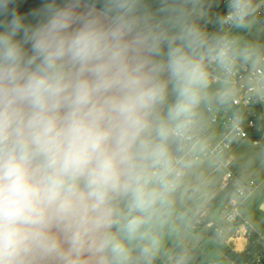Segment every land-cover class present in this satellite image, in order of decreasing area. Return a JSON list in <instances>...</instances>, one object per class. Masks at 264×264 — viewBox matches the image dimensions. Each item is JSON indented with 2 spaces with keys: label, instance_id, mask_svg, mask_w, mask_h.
<instances>
[{
  "label": "clouds",
  "instance_id": "clouds-1",
  "mask_svg": "<svg viewBox=\"0 0 264 264\" xmlns=\"http://www.w3.org/2000/svg\"><path fill=\"white\" fill-rule=\"evenodd\" d=\"M11 3L0 0V264H151L182 175L169 141L206 98L204 35L178 0ZM230 8L243 27L249 0Z\"/></svg>",
  "mask_w": 264,
  "mask_h": 264
},
{
  "label": "built area",
  "instance_id": "built-area-1",
  "mask_svg": "<svg viewBox=\"0 0 264 264\" xmlns=\"http://www.w3.org/2000/svg\"><path fill=\"white\" fill-rule=\"evenodd\" d=\"M231 2L223 1L220 44L201 62L207 80L219 76L228 82V89L225 93L219 89L213 102L205 101L183 133L175 136L179 148L173 159L182 173L180 181L191 164L214 160L217 167L225 169L221 192L231 189V193L245 200L264 185V178L257 180L238 174L232 157L239 141L251 140L253 134L264 131V38L257 41L252 37L253 31H264V23L259 20L264 16V0H249L250 14L243 27L227 19ZM214 27L212 18L205 17L202 34L209 36ZM221 52L223 63L217 58ZM228 104L239 111L226 110ZM230 196L220 213V221L212 219L210 212L206 225L223 238L228 250L243 256L230 258L231 264H264V234L249 224L240 203L228 208Z\"/></svg>",
  "mask_w": 264,
  "mask_h": 264
},
{
  "label": "rangeland",
  "instance_id": "rangeland-1",
  "mask_svg": "<svg viewBox=\"0 0 264 264\" xmlns=\"http://www.w3.org/2000/svg\"><path fill=\"white\" fill-rule=\"evenodd\" d=\"M252 37L258 41V38H264V31L260 33L253 31ZM228 85L225 79L213 77L212 81H208L206 98L203 101L213 102L219 89L225 93ZM203 101L195 112H198ZM217 164L214 160H205L187 167L176 191L172 194V205L164 217L163 226L158 230L160 244L151 264H157L155 259H159L161 264H172L171 259L180 245L182 247L174 264H231L223 238L208 228L206 223L200 226L193 224L200 213H205V216L209 217V213L220 202L216 195L220 191L225 169L217 167ZM204 194L207 195L206 200L202 205H198V198ZM258 198L259 193L255 192L242 204L241 210L253 225L264 230V211L261 206L259 208L256 201ZM230 200L228 208L240 203L242 198L231 193ZM195 249L198 253H192Z\"/></svg>",
  "mask_w": 264,
  "mask_h": 264
},
{
  "label": "trees",
  "instance_id": "trees-1",
  "mask_svg": "<svg viewBox=\"0 0 264 264\" xmlns=\"http://www.w3.org/2000/svg\"><path fill=\"white\" fill-rule=\"evenodd\" d=\"M223 1L224 0H178V3L180 4L183 10L186 22L195 25L200 30L201 33H203L202 28L205 17L206 18L210 17L214 21L215 27L211 31L210 35L207 37L204 36L206 39V43L204 47L200 50L201 55L199 58L201 62L209 54L215 52L220 44V35H221L220 23L225 13V5ZM25 3L26 0H12V3L9 5V12L15 10L18 7H23ZM149 3L150 6L153 8V10L161 6V0H149ZM200 11H202L204 14L199 13ZM10 19H11L10 15H0V22H5ZM174 102H175V97L171 94V90L169 87V95L166 99V102L162 105L163 106L162 111L160 112V116L162 118L166 119L168 106L173 104ZM261 133L262 132H259L258 135H261ZM178 148H179V140L175 136H173L169 141V151L172 157L178 153ZM230 194H231V189H228L226 191L220 192L217 197L220 200H222L226 196H229ZM208 221H209V217L205 216V213H200L194 220L193 224L195 226H200L203 223H207ZM252 249L254 250L253 247ZM192 253H198L197 249H195ZM228 255L230 258H239V259L243 258V256H240L230 250H228ZM155 262L157 264H161L159 262V259H155Z\"/></svg>",
  "mask_w": 264,
  "mask_h": 264
},
{
  "label": "crops",
  "instance_id": "crops-1",
  "mask_svg": "<svg viewBox=\"0 0 264 264\" xmlns=\"http://www.w3.org/2000/svg\"><path fill=\"white\" fill-rule=\"evenodd\" d=\"M162 107L163 106L160 107L159 112L162 111ZM253 148H255V150ZM232 157L234 159V170L238 174H240L242 177L253 178L257 180L263 179L264 178V131L261 133V135H258V133L253 134L251 140L249 139V140L239 141L234 147V150L232 152ZM220 192L221 190L219 191V193ZM257 192L259 193V198L256 199V201L258 202L259 208L261 206L264 211V207H263L264 205V185L261 186L256 191V193ZM218 194L216 196H218ZM247 199L241 200L240 202L241 206ZM243 214L246 217L244 212ZM248 222L257 231L264 234V230H262L256 225H253V223H251L249 220ZM225 244L226 243H224V245ZM225 246L227 247V245ZM227 253H228V247H227Z\"/></svg>",
  "mask_w": 264,
  "mask_h": 264
},
{
  "label": "water",
  "instance_id": "water-1",
  "mask_svg": "<svg viewBox=\"0 0 264 264\" xmlns=\"http://www.w3.org/2000/svg\"><path fill=\"white\" fill-rule=\"evenodd\" d=\"M259 20L262 21L264 23V16H260ZM226 110L232 112V113H237L239 111V109L231 106V105H227L226 106ZM207 195L204 194L202 196H200L197 200L198 205H202L203 202L206 200ZM228 196H226L224 199L220 200V202L218 203V205L211 211V218L214 219L215 221L219 222L220 221V213L222 211V209L224 208L225 202L227 200ZM264 207V205H263ZM182 245L179 246V248L177 249V252L175 253V255L172 257V264H174V261L176 259V257L179 254V250L181 249Z\"/></svg>",
  "mask_w": 264,
  "mask_h": 264
}]
</instances>
